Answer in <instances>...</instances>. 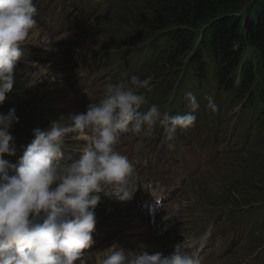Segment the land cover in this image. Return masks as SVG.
I'll return each instance as SVG.
<instances>
[{
    "label": "rangeland",
    "instance_id": "1",
    "mask_svg": "<svg viewBox=\"0 0 264 264\" xmlns=\"http://www.w3.org/2000/svg\"><path fill=\"white\" fill-rule=\"evenodd\" d=\"M51 3V7H41L39 20L36 17L37 28L25 41L24 55L18 61L16 84L0 105V114L15 108L19 118L10 129L14 138L10 146L15 155L3 157L10 163L18 162L34 139L35 128L46 130L53 120L62 118L66 123L70 115L85 113L89 104L102 98L108 84H117L132 75L141 79L155 77L152 91L145 92V108L155 103L162 112L183 114L189 111L188 92L196 96L198 103L202 95L213 96L215 104L220 102L216 112L205 108V99L200 103L201 109L195 113L200 132L191 137V143L188 133L179 130L174 140L167 142L159 126L150 138L132 134L121 137V149L136 161V181L151 186L145 194L154 196L153 205L159 211L150 214L149 206L138 210L132 200L118 202L108 198L111 205L99 203L95 209L94 242L86 250L88 264H100L105 250L114 243L126 252L139 249L140 243L130 248L124 243L133 229V215L129 217L132 210L145 219L144 226L153 234L148 232L146 239L156 237V252H162V248L172 250V246L162 242L184 243L185 236L193 238L196 247L202 246L200 253L205 264H264V213L259 215L264 212V117L252 122L256 115L244 111L241 102L228 103L231 95L225 96L217 89L212 78L199 88L188 82L185 73L191 54L196 55V49H200L208 26L202 24L195 30V50L174 60L163 55L170 46L168 42L161 43L165 37L158 38L160 33L155 36L148 31L155 7L152 0ZM245 7L229 16L241 22L247 20L249 11ZM34 32L39 33L38 39L31 37ZM152 40H157L156 46L148 50ZM245 48H249L248 44ZM134 52L138 53L136 58L130 57ZM260 126L263 129L259 133ZM66 143L69 153L75 156L84 142L68 139ZM120 204L124 205L121 209ZM254 214L259 219L248 221ZM150 217L156 220L154 225L161 227L152 230ZM209 229L210 235L206 236ZM175 235L182 239L176 240Z\"/></svg>",
    "mask_w": 264,
    "mask_h": 264
},
{
    "label": "clouds",
    "instance_id": "2",
    "mask_svg": "<svg viewBox=\"0 0 264 264\" xmlns=\"http://www.w3.org/2000/svg\"><path fill=\"white\" fill-rule=\"evenodd\" d=\"M37 15L34 0H0V105L16 84L18 61ZM154 79L132 75L108 84L85 113L70 115L66 123L53 120L46 130L35 128L16 164L3 157L15 155L10 129L19 118L15 108L0 114V264H88L86 250L94 242L95 209L102 195L130 202L136 192L131 186L134 165L116 147L121 137L150 138L159 126L172 141L178 130L196 126L201 105L191 92L186 93L189 111L183 114L162 112L155 103L143 107ZM204 99L206 109L218 111L213 96ZM68 139L84 142L75 156L68 151ZM201 251L202 246L182 242L168 255L149 254L143 243L126 252L114 243L100 264H205Z\"/></svg>",
    "mask_w": 264,
    "mask_h": 264
},
{
    "label": "trees",
    "instance_id": "3",
    "mask_svg": "<svg viewBox=\"0 0 264 264\" xmlns=\"http://www.w3.org/2000/svg\"><path fill=\"white\" fill-rule=\"evenodd\" d=\"M152 3L155 7L148 31L155 36L160 33L158 38L165 37L161 43L168 42L170 46L163 55L175 60L181 54L193 52L195 30L207 25L200 49L190 57L193 62L185 73L189 81L202 85L209 84L212 78L217 89L231 95L228 103L241 102L244 111L263 110L264 116V0H152ZM244 6L249 11L247 20L241 22L229 16L241 12ZM155 41H151L148 50L156 46ZM262 129L260 126L259 133Z\"/></svg>",
    "mask_w": 264,
    "mask_h": 264
},
{
    "label": "bare ground",
    "instance_id": "4",
    "mask_svg": "<svg viewBox=\"0 0 264 264\" xmlns=\"http://www.w3.org/2000/svg\"><path fill=\"white\" fill-rule=\"evenodd\" d=\"M113 1V0H112ZM67 5V4H66ZM68 6V5H67ZM63 7V6H62ZM98 7V6H97ZM54 8V7H53ZM94 8V7H93ZM52 9V8H51ZM59 10V9H58ZM68 10H70L69 8H68ZM48 12V11H47ZM46 12V13H47ZM68 12V11H67ZM81 12V11H80ZM49 13V12H48ZM64 13H65V11H64ZM76 13V12H75ZM66 14V13H65ZM64 15V14H63ZM41 16V15H40ZM39 16V17H40ZM46 16V15H45ZM58 17V16H57ZM62 17V16H61ZM66 17V16H65ZM64 17V18H65ZM69 17V16H68ZM41 18V17H40ZM85 18V17H84ZM83 18V19H84ZM62 19V18H61ZM79 19V18H78ZM43 20V19H42ZM60 20V19H59ZM63 20V22H64V19H62ZM56 21V20H55ZM66 21V20H65ZM73 21V20H72ZM81 21V20H80ZM79 21V22H80ZM50 22H52V21H50ZM48 23V22H47ZM53 23V22H52ZM51 24V23H50ZM44 25V24H43ZM53 25V24H52ZM61 27V26H60ZM37 28V27H36ZM76 28V27H75ZM52 30V29H51ZM50 30V31H51ZM65 30V29H64ZM56 31H57V29H56ZM55 31V32H56ZM63 31V30H62ZM54 32V33H55ZM52 34H53V32H52ZM38 35H39V33H36V32H34L32 35H31V37L32 38H35V39H38ZM137 48H139V47H137ZM143 48V47H142ZM140 51H142V50H140ZM143 53V52H142ZM141 53V54H142ZM144 54V53H143ZM142 54V55H143ZM111 57V56H110ZM117 57V56H116ZM142 57V56H141ZM112 58V57H111ZM135 58H136V56H135ZM137 60H140V59H138L137 58ZM144 60V59H143ZM83 62V61H82ZM147 64V63H146ZM139 69V68H138ZM116 72V71H115ZM118 79V78H117ZM67 87V86H66ZM75 87H77V86H75ZM71 88H73V87H71ZM222 92V91H221ZM225 96H227L224 92H222ZM174 95V94H173ZM161 100V99H160ZM172 102V101H171ZM199 102L200 103H202V100L201 99H199ZM171 105V104H170ZM169 108H170V106H169ZM181 109V108H180ZM184 109L186 110L187 108L186 107H184ZM252 110H250V111H248V112H251ZM255 114L256 115V117H254V122H256L257 121V118L259 117V120H261L264 116H263V110H255L254 109V112L252 111V114ZM161 131V130H160ZM197 132H200V128H196V126L194 127V128H191V129H189V130H187L186 131V133H188V136H189V141H190V143H191V137H193V136H195L196 135V133ZM252 133H254L253 131H252ZM162 135V134H161ZM210 136V135H209ZM212 136V135H211ZM158 137V136H157ZM164 137V136H163ZM206 138V137H205ZM221 139H223V138H221ZM139 141V140H138ZM137 143V142H136ZM185 146V145H184ZM188 148V147H187ZM193 148V147H192ZM191 150V149H190ZM193 150V149H192ZM160 151V150H159ZM158 151V152H159ZM189 151V150H188ZM157 152V151H156ZM156 152H155V154H156ZM194 152V151H193ZM148 154V153H147ZM153 154V153H152ZM159 156V155H158ZM155 158V157H154ZM182 158V157H181ZM149 160H151V159H149ZM152 161V160H151ZM143 163H144V161H143ZM153 163V162H152ZM140 167V166H139ZM165 167V166H164ZM168 167V166H167ZM178 167V166H177ZM166 168V167H165ZM162 171H163V169H162ZM148 172V171H147ZM169 173V172H168ZM163 176V175H162ZM162 176H161V178H162ZM168 176V175H167ZM171 176V175H170ZM145 177H146V175H145ZM149 177V176H148ZM169 180V179H168ZM142 181V180H141ZM144 181V180H143ZM158 181V180H157ZM174 181V180H173ZM170 182V181H169ZM163 183H165V182H163ZM160 184V183H159ZM158 184V185H159ZM166 186V185H165ZM173 186V185H172ZM167 187V186H166ZM171 187V186H170ZM158 188V187H157ZM160 189V188H159ZM166 189V188H165ZM164 191V190H163ZM168 191V190H167ZM170 191V190H169ZM143 198H144V196H142ZM108 198L109 197H107V196H103L102 195V199H101V201H100V203L102 204V202H103V204L104 203H107L106 205H111V203H109L110 201H108ZM149 198V197H148ZM174 198V197H173ZM146 200V198L145 199H141V201L143 202V201H145ZM173 201V200H172ZM179 202V201H178ZM132 203V202H131ZM171 203V202H170ZM102 204V205H103ZM124 204V203H123ZM123 204H120L118 207L121 209V207L122 206H124ZM182 204V203H181ZM176 205V204H175ZM180 205V204H179ZM181 206V205H180ZM112 207V206H111ZM118 211H121V210H118ZM243 211V210H242ZM124 212V211H123ZM236 212V211H235ZM125 213V212H124ZM138 213V212H137ZM137 213L134 211V210H132V212H129V217L130 216H132L133 215V217H130V225L133 227V229H132V231H130V234H128V235H126V236H128L127 238L128 239H126L125 240V245L126 246H128L129 248H130V245H132V244H135V243H143V244H146L147 245V251L150 253V252H156L157 251V243L154 241V239H156V237H153V239H146V236H149L148 235V232L149 233H151L152 234V232H151V230L149 229V227H147V226H144V224H145V219L142 217V216H138L137 215ZM134 214H136L135 216H134ZM142 214V213H141ZM146 214V213H145ZM232 214V213H231ZM239 214V213H238ZM143 215V214H142ZM223 215V214H222ZM228 215V214H227ZM236 215V214H235ZM128 216V215H127ZM225 216V215H224ZM231 216V215H230ZM234 216V215H233ZM128 219V218H127ZM150 219H151V221H152V223H156V220L153 218V217H150ZM232 219V218H231ZM240 219V218H239ZM235 221V220H234ZM212 223V222H211ZM135 228V229H134ZM190 231V230H189ZM199 231V230H198ZM203 233V232H202ZM125 234H127V233H125ZM139 234H143L144 235V237L145 238H142L141 236H143V235H141V236H136V235H139ZM155 234V233H154ZM134 235V236H133ZM195 235V234H194ZM130 236H132V238L130 237ZM152 236H153V234H152ZM159 236V235H158ZM198 236V235H197ZM208 236V235H207ZM224 236V235H223ZM230 236V235H229ZM122 237H123V235H122ZM136 237V238H135ZM179 238H180V236H178ZM183 237V239L182 238H180V239H182V240H185V242L184 243H192V241H193V238H191V237H185V236H182ZM199 237H201V236H199ZM216 237V236H215ZM237 237V236H236ZM124 238V237H123ZM137 238H140V239H137ZM150 238V237H149ZM212 238V237H211ZM210 238V239H211ZM171 239V238H170ZM197 239V238H196ZM236 239V238H235ZM144 240V241H143ZM200 240V239H199ZM217 240V239H216ZM206 241V240H205ZM212 241H214V240H212ZM166 242H167V244H166ZM203 242V241H202ZM211 242V241H210ZM160 243V242H159ZM163 244H166V245H168V246H173L174 244H173V242H169V241H164V242H162ZM200 243V242H199ZM214 244V243H213ZM161 245V244H160ZM168 246H166L167 248H168ZM200 247V246H199ZM171 248V247H170ZM210 248V247H209ZM229 249V248H228ZM130 250H137V249H134V248H130ZM139 250V249H138ZM171 251V250H170ZM170 251H166V250H163V248H162V253L163 252H165V254L166 255H168L167 253L168 252H170ZM207 251V250H206ZM211 251V250H210ZM154 252V253H155ZM232 252V251H231ZM209 254H210V252H209ZM208 254V255H209ZM210 256V255H209ZM224 259V258H223Z\"/></svg>",
    "mask_w": 264,
    "mask_h": 264
}]
</instances>
